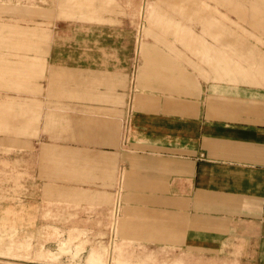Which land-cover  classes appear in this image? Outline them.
<instances>
[{"label":"rangeland","instance_id":"rangeland-1","mask_svg":"<svg viewBox=\"0 0 264 264\" xmlns=\"http://www.w3.org/2000/svg\"><path fill=\"white\" fill-rule=\"evenodd\" d=\"M213 42L219 64L264 48V0H0V264H180L119 238L124 169L108 198L97 180L131 140L145 55ZM110 46L131 75L118 122L83 95L114 64Z\"/></svg>","mask_w":264,"mask_h":264},{"label":"crops","instance_id":"crops-1","mask_svg":"<svg viewBox=\"0 0 264 264\" xmlns=\"http://www.w3.org/2000/svg\"><path fill=\"white\" fill-rule=\"evenodd\" d=\"M245 49L225 64L214 42L145 55L131 140L105 152L97 180L108 198L124 169L119 238L130 246L177 252L180 264H264V48ZM106 50L114 64L96 70L99 90L90 78L83 95L94 98L90 113L118 122L131 75L115 72L128 59Z\"/></svg>","mask_w":264,"mask_h":264}]
</instances>
